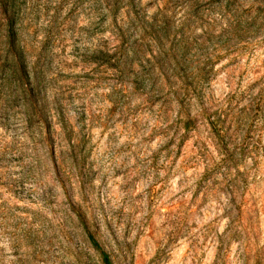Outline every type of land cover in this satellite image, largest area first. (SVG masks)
I'll return each instance as SVG.
<instances>
[{"label":"rangeland","instance_id":"1","mask_svg":"<svg viewBox=\"0 0 264 264\" xmlns=\"http://www.w3.org/2000/svg\"><path fill=\"white\" fill-rule=\"evenodd\" d=\"M140 1L156 26L126 34L146 58L121 75L89 57L122 42L96 0H41L25 36L51 37L50 137L0 68V264H102L77 211L115 264H264V0Z\"/></svg>","mask_w":264,"mask_h":264},{"label":"trees","instance_id":"2","mask_svg":"<svg viewBox=\"0 0 264 264\" xmlns=\"http://www.w3.org/2000/svg\"><path fill=\"white\" fill-rule=\"evenodd\" d=\"M46 5L47 3L42 5L41 0H0V14L2 16L0 24V68L3 92L5 96H13L19 105L22 102L25 115L24 121L28 129L35 125L42 126V123H44L50 137L53 128L52 117L54 108L49 101V71L45 67L49 64V59L51 62L50 54L48 53L51 37L46 36L40 45L32 39L27 40L25 36L32 25L35 24L42 7ZM123 14L127 22H122L119 25L118 16ZM108 21H110L109 24H107ZM152 21L156 22L157 17L155 16ZM57 22V15L52 16L48 21L50 33L58 28ZM153 22L149 23L146 21L140 0H96V30L102 33L112 27V29L118 31V35L122 37V42L114 52L100 45L96 50L90 52L89 57L98 66L115 68L123 75L125 73L123 68L133 65L135 59L143 63L146 58V53L142 51V44L136 45L133 42H127L126 34L130 32V29L135 28L142 29L145 32L148 29L153 31L154 26H156ZM158 30H155L158 35L154 40L157 55H154L153 58L158 60L160 65L165 63L166 58H172L177 62L179 51L170 45L168 46L167 33L170 31L169 23L164 22L159 26ZM162 32L164 37L161 35ZM147 62L150 63V60L148 59ZM144 81L145 79H137L131 81V83L139 87ZM169 83L171 86L176 85L173 82ZM183 84L186 86L194 85L193 82H184ZM176 95L179 94L176 92ZM179 99L180 103L184 105V97ZM53 104L57 106V110L61 113L62 121L64 122V116L60 109V99L57 98V94ZM190 125L191 122L188 121L187 130H189ZM77 213L91 245L99 254L102 264H115L111 253L91 232L83 215L78 211Z\"/></svg>","mask_w":264,"mask_h":264}]
</instances>
